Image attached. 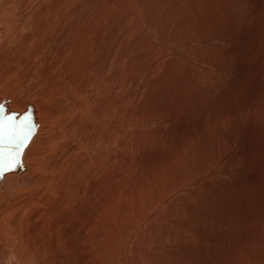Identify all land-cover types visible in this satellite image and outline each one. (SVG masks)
Instances as JSON below:
<instances>
[{"label": "rangeland", "instance_id": "obj_1", "mask_svg": "<svg viewBox=\"0 0 264 264\" xmlns=\"http://www.w3.org/2000/svg\"><path fill=\"white\" fill-rule=\"evenodd\" d=\"M131 4L122 5L124 10L110 17L107 23L112 27L106 31H113V35L107 34L111 35L107 41L115 43L117 50L123 42L116 40L123 37L120 30L125 36L128 26L134 25L128 16L117 21L124 11L139 9L141 17L136 22L143 33L146 29L140 21L143 15H149L144 23L147 28H153L156 46L152 91L156 110L149 115H153L152 124L145 116L149 106L146 96L138 103L137 110L143 122L126 118L124 111L132 107L131 91L126 84L116 99H107L109 108L115 107L105 114V120L101 116L104 112L98 109L94 113L88 107V97L81 108L70 106L66 115L56 112L50 121L41 122L23 155L25 175L29 171L36 176V185L24 191L0 192V209L11 202L17 204L18 198H40L39 185L45 181L54 185L59 179L56 172L66 171L65 159L72 155L75 167L84 168L94 162V174L108 173L106 184L110 188L116 186L112 180L118 170L112 167L109 170L104 164L118 162L122 164L118 172L123 177L125 201L117 199L127 205L137 199L131 206L136 204L139 212L126 210L128 216L125 215L123 222L116 220L108 237L110 257L101 264H264V0H131ZM187 7L198 14L195 18L191 14L194 22L186 13ZM199 16L208 21L202 23ZM0 25L1 28V21ZM145 34L141 36L138 32L137 50L128 51L131 47L127 45L126 57L119 63L111 59L114 50L108 56L105 54L111 51L97 50L92 56H96L93 60L98 62L94 65L97 69L92 67L90 72H85L89 94L116 84L119 69L128 62L129 54H138ZM4 36L0 35L1 43L7 42L3 41ZM61 38L57 40L59 52L61 47L73 49V45H63L70 39L69 35ZM47 58V73H50L62 57L54 58L50 54ZM68 62L76 63L73 54L66 59ZM109 65L115 73L108 76ZM65 70L66 66L59 68L55 78ZM74 71L79 78V71ZM35 73L39 74L38 69ZM81 78L78 83H82ZM33 80L26 88L10 91L26 103L36 100L39 98L36 92L45 84L41 77ZM186 89L196 95L195 101H186ZM76 93H79L77 89ZM51 101L53 94L48 99ZM86 112L94 115L89 117ZM149 125L150 133L146 130ZM144 135L151 137L152 144L146 145L150 153L138 157L139 163L134 164L137 141ZM70 173L74 174L70 176L72 187L81 186L75 172ZM77 173L82 172L77 170ZM69 185L63 181L57 191H67ZM82 201L84 206L89 204L86 197ZM14 215L17 218L8 217L0 222L7 234L14 232L13 223L21 214ZM5 258H9L7 254Z\"/></svg>", "mask_w": 264, "mask_h": 264}, {"label": "bare ground", "instance_id": "obj_2", "mask_svg": "<svg viewBox=\"0 0 264 264\" xmlns=\"http://www.w3.org/2000/svg\"><path fill=\"white\" fill-rule=\"evenodd\" d=\"M122 5L131 6V0H0V21L3 24L0 28V35H5L3 41L7 40L6 43L0 42V100L1 98L7 97L10 99V109L20 112L23 111L28 104L26 103L27 101L19 99L20 97H16L10 90L13 91L17 89V87L26 88V86L34 82V78L41 77L44 80L45 87L36 92L39 98L29 102L34 106L36 120L39 123L36 129L37 132L42 121L49 120L51 116L54 117L56 112L66 115L69 112L70 106L77 105L78 108H81L84 102H86V97H88V107L94 113H96L98 109L104 112L101 116L103 117L102 119L105 120V114L108 112L111 113L115 107L112 106L110 109L107 99H116L121 94V87L126 84L127 87L129 86L127 89H130L132 95L130 97L132 107L124 111V113L127 114L126 118H131L134 122H136L137 119H139V121L141 120L139 118L140 116H137L138 103H140V101L143 102L141 99L146 96L145 101L149 102V106L147 110L144 109L146 111L145 116L147 115V120L152 124L153 115L151 117L149 115H151L153 110H156V106L154 107L153 105L155 96L152 92L155 86L156 75V53H154L156 46L154 44L153 28H147L144 21L149 15H143L142 13L143 16L140 24L145 26L146 35L143 33V28L136 22V18L141 17L137 12L139 9L137 10L136 8L135 10L137 11H124L117 21L119 22L130 17V22L134 25L132 28H129L130 25L128 26V32L125 36L121 33L122 30H120V34L123 37L120 38V35L118 38L121 40L117 38L116 40L123 42L119 44L117 50H114L116 44L111 40H109L111 41L110 43L107 41V38L110 39L111 37V35L108 37L107 34H112L113 32H110V30L107 33V27H110V24L107 22L110 21L112 15L124 10L125 7ZM186 13L193 22L194 18L198 16V14L192 13L188 7L186 8ZM191 14L194 18H192ZM199 19L202 18L200 17ZM207 21L208 20L202 19V23ZM124 22L125 21H123V23ZM123 23L122 25H124ZM111 27L109 29H111ZM121 28H123V26ZM112 30L115 29L112 28ZM118 32L119 31H116V33ZM138 32L141 36L145 34L146 39L142 40L141 46L139 45L141 49L136 56H131V54H129V57L128 55V62L126 61L128 65L126 66L125 62V66L122 65L121 69H119L121 73H118L116 84L113 87H106V89L103 90L99 89V91H94V94H89L88 92H90V89H86L89 80L85 72L89 71L90 68L92 70V67L98 63L96 60H93L96 56L94 58L92 56L96 55L98 52L97 50L100 48L106 53L114 50L111 59L112 61L114 60L115 63H119V61L123 60V56L126 57V49L131 47L128 51L130 49L134 51L137 50L138 43L136 42V38L138 37ZM65 34L69 35L70 39L64 41L63 45H73L74 47L72 46L73 49L69 47L64 49L61 47L62 50L59 52L57 40L61 41V37ZM127 45L128 48L126 47ZM112 51L105 55L108 56ZM50 54H53L54 58H57L58 55L62 58L59 63L55 64L52 71L47 73V55ZM70 54L74 55L76 59L75 64H71L70 62L66 63V59ZM177 54L180 57L182 56L180 52ZM103 57L105 59V56H102V58ZM90 58H92V60ZM124 59L127 60L126 58ZM1 64H5L4 67H1ZM63 66H66V70L62 75H56L58 76L56 79L55 74H57V70ZM7 69H9V71H7ZM36 69H38L39 74L35 73ZM74 69L79 71V78L76 76L78 73L75 74ZM112 71L114 70L110 69L109 65L107 75L109 76L115 73ZM8 72H10V74H8ZM116 74L114 75L116 76ZM100 75H102V73ZM81 76H83V81L82 83H78L80 82L79 79H82ZM96 76L98 75L96 74ZM91 77L90 79L94 80ZM102 77H104V75H102ZM114 78L115 77H113L112 80ZM104 81L106 82V80ZM33 86H36V83ZM132 88L134 91L131 90ZM76 89L79 93H76ZM32 90V88L29 89V92H32ZM114 91L116 92L113 93ZM52 94L54 96V101L48 102ZM43 95L45 96L44 99L40 97ZM26 96L27 95H25V97ZM196 99V95L186 89V101L190 102ZM259 107L255 109L259 110ZM140 112H142V110ZM85 114L89 117L91 116L88 112ZM139 115L141 114L139 113ZM98 117L96 116L97 119ZM102 119L100 121H102ZM150 125L146 128L148 133H150L149 130L152 129ZM17 127L18 126H16V128ZM106 129L107 126H105L104 131H106ZM150 144H152L151 137L144 135V138H139L136 146L138 149L136 151L137 154L133 161L134 164L139 163L140 160L138 161V157L143 158L150 153V151L147 150V146H150ZM27 146L22 153L23 155ZM23 155L21 157L22 163ZM73 157L75 156L72 155L67 160L65 159L64 168L66 171L56 172L55 177L59 179L54 185L48 181L39 185L38 193H40V198H18L17 204L14 202H7L6 208L0 209V222L8 217L17 218L14 213L19 212V214H21L13 223V233H5L2 224L0 226V264H69L70 262H72V264H101V261H106L108 257H110L109 233H111V229L116 226V220L120 223L123 222L128 210H134V214L139 212L136 204L131 206L133 202H138V200H131V204L128 205L125 202L124 204L119 201L120 198L123 199L124 197L123 185L121 184L123 182V177H121L122 174L118 172L122 164L118 162H110V165L107 163L104 164L105 167L108 166L109 170L110 167H112V170H118L116 176L114 175L116 178L113 176L114 178L112 180V183L114 182L116 186L115 188L111 187L114 189H112V193H108L111 191L110 184H106V174L108 173L105 174V172L103 173L102 171L101 174L99 173V176H97V173L94 174V162L90 165H84V168L83 165H78L76 168L74 166L75 158ZM114 160H117L115 156ZM113 164L114 166H112ZM98 167H100L99 164ZM77 170L82 173H77ZM98 170L100 169L98 168ZM84 171H86L85 174H83ZM104 171H106V169ZM70 172H75V177H78V181L82 183L81 186L73 185L72 187L70 176H74V174ZM112 173L115 174L114 172ZM28 174V176L25 175L24 163L23 168L9 174H4L2 182H0V192L9 191L7 193H12L32 188L36 185L37 178L36 176L33 177L29 171ZM94 175L97 176L96 181H94L95 179L93 180V177H95ZM81 176H83V180ZM63 181L70 184L69 189L59 192L57 188L63 186ZM94 184H97L98 187L96 188ZM107 185L110 191H108ZM60 195H62L61 198ZM83 197H86L89 201L88 205H82L85 203L82 201ZM162 207L160 210L163 209ZM132 214H130V216ZM12 239L17 240L12 242ZM160 248L161 247H159V249ZM5 253L9 258H5ZM148 263H152V261Z\"/></svg>", "mask_w": 264, "mask_h": 264}, {"label": "water", "instance_id": "obj_3", "mask_svg": "<svg viewBox=\"0 0 264 264\" xmlns=\"http://www.w3.org/2000/svg\"><path fill=\"white\" fill-rule=\"evenodd\" d=\"M9 98H1L0 100V116L3 120V155L4 165L0 169V182L4 174L12 173L20 168H23L21 160L22 153L25 147L30 142V139L36 132L39 125L35 116V109L31 103L25 106L23 111H15L9 107ZM12 117L13 119H8ZM16 126H18L16 128ZM16 137L23 138V144L14 143ZM13 150L9 152V148ZM19 167V168H18ZM7 168L10 169L7 172Z\"/></svg>", "mask_w": 264, "mask_h": 264}, {"label": "snow or ice", "instance_id": "obj_4", "mask_svg": "<svg viewBox=\"0 0 264 264\" xmlns=\"http://www.w3.org/2000/svg\"><path fill=\"white\" fill-rule=\"evenodd\" d=\"M8 119H13L12 117H9ZM3 120L4 117L0 116V169H2L4 165V155H3ZM14 143H18L20 145L23 144V138L16 137L14 140ZM13 149L10 147L9 152H11Z\"/></svg>", "mask_w": 264, "mask_h": 264}]
</instances>
